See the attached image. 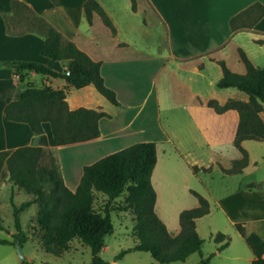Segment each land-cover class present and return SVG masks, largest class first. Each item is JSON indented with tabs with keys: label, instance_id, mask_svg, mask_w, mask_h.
<instances>
[{
	"label": "crops",
	"instance_id": "1",
	"mask_svg": "<svg viewBox=\"0 0 264 264\" xmlns=\"http://www.w3.org/2000/svg\"><path fill=\"white\" fill-rule=\"evenodd\" d=\"M21 1L58 30L65 40L72 41L92 60L101 63V76L105 85L116 93L121 110L110 113L103 100L105 98L93 85L76 89L67 86L61 78L42 76L30 71L17 74L6 65L0 64V200L4 190L8 199L12 195L13 201L22 191L12 187L8 181L5 161L14 149L23 146L41 147L50 152L56 160L65 185L73 191L84 165L136 142H154L157 160L151 174V184L156 195L155 212L157 201L163 198L164 187L170 181L165 172L161 173L162 170L171 169L178 174L183 167L182 159L186 165L210 168L211 171L215 168L228 169L234 160L241 158L239 149L228 148L232 150L231 155L227 157V162H223V150L220 149L227 148H219L228 145L226 143L233 144L238 125L237 112L230 109L217 113L207 106V102L214 99L223 105L228 99L247 100V96L233 92L230 90L232 88L216 91L211 90V87H216L215 84L222 75L217 61H223L230 71L243 74L245 65L239 57L238 49L243 50L254 66V60L264 56V44L255 43L256 40L264 39V0H136L135 10L131 8L130 0H97L111 26L105 24L96 12L92 15L91 23L87 22L83 11L86 0ZM10 11V0H0V62H39L56 72L64 71L66 66L63 62L40 54L43 47L42 37L31 32L20 35L7 32L3 15ZM138 11L146 12L148 21L153 18L160 22L164 28L166 44L165 52L159 55V67L157 70L153 69L150 81L147 77L143 84L140 75L152 69L153 61H149V55L141 52L128 35L122 33L124 18L131 20L130 15L134 16L133 12ZM177 42L185 48L175 49L173 44ZM186 44L190 46L189 49ZM252 45L258 48L253 49ZM138 84L143 86L145 96L137 100V104L135 101L134 104L125 103L123 97L132 95V100H135ZM28 85L64 89L70 110L83 107L107 113L109 117H103L98 122L99 137L74 144L55 145L48 123L42 124L43 132L37 135L24 123L6 120L4 107L9 101L17 100ZM154 89L157 90L154 101L158 108L162 104L169 111L178 108L185 111L187 118L192 121L198 133L205 138L206 146L210 148H198L200 155H194L190 160L186 156L191 154V149L174 148V153L181 155L178 157L171 154L170 148H158L157 138L161 139L162 136L165 141L171 142L173 134L171 136L160 128H144L145 120L141 126L136 123L146 96ZM243 149L247 152L248 163L242 171L238 174H226L229 177L228 184L227 181L218 183L214 191L206 190L210 191L208 193L214 205L210 206L207 199L209 213L203 217L215 212L208 226L210 240L217 232L231 238L221 251L217 250L220 243H216L218 261L215 264H252L253 255L247 248L246 237L250 232H255L264 240V203L257 201L262 196L264 198V173L255 176L259 167L258 158L264 161V151L259 153V157L251 154V151H262L264 148ZM204 150L208 155L206 158L201 155ZM237 177H243L242 181L236 180ZM247 177L250 178L245 181ZM161 220L166 224L162 218ZM198 221L199 219L196 221L197 233ZM218 221L223 222L222 227L217 224ZM167 229L172 236L177 235L180 231L179 223L173 230ZM0 231L6 232V236L0 234V239L9 241L15 232L9 228ZM25 233L27 240L38 241L31 232ZM200 255L207 257L210 254L201 251L199 259ZM25 260L33 263L27 255ZM22 262L17 257L15 245L0 244V264Z\"/></svg>",
	"mask_w": 264,
	"mask_h": 264
},
{
	"label": "trees",
	"instance_id": "2",
	"mask_svg": "<svg viewBox=\"0 0 264 264\" xmlns=\"http://www.w3.org/2000/svg\"><path fill=\"white\" fill-rule=\"evenodd\" d=\"M131 1L135 10L136 0ZM11 11L3 15L7 32L20 35L31 32L43 39L42 56L63 62L62 72H56L39 62L4 61L0 64L11 68L15 73L30 71L42 76L64 79L67 86L76 89L93 85L96 91L110 104L119 107L116 93L104 83L100 73L101 63L92 60L72 41L65 40L62 34L45 19L36 14L21 0H10ZM83 11L88 23L94 12L103 22L111 26L97 0H86ZM264 44V39L256 40ZM239 57L245 65V73L230 71L223 61H217L222 75L216 82L218 89L235 88L247 96L246 101L228 99L223 105L211 99L207 106L217 113L235 110L238 125L233 145L242 156L234 160L228 169L222 172L228 175L238 174L248 163L247 152L241 146L244 140L264 141V65L254 66L243 50L238 49ZM64 89H52L48 86L28 85L17 100L9 101L4 107L6 120L26 124L34 134L43 132L42 124L48 123L51 138L55 145H67L88 141L99 137L98 122L109 115L103 111L87 108L70 110L65 100ZM46 160V161H45ZM154 142H136L96 161L84 165L76 188L72 191L64 183L59 167L50 152L41 147L23 146L12 151L5 161L8 181L12 187L22 190L28 199L15 204L12 195L9 198L15 232L12 240L0 239V244L22 245L27 240L19 215L31 205L37 206L33 217V227L40 233L41 248L56 256L70 250V243L79 241L90 249L88 264H110L100 257L105 246V236L113 232L111 212L112 203L124 192L121 210L130 211L134 216L132 234L136 244L121 251V258L130 251H143L158 264L184 261L193 253L201 254L203 239L196 231V220L209 213V203L198 192L191 190L197 199V206L184 209L178 215L180 231L172 236L166 225L155 212V190L151 184V174L156 163ZM208 172L210 168L192 166L193 173L199 170ZM105 197L101 210L93 207L95 194ZM0 230H6L0 219ZM220 243L217 250L224 249L230 238L217 232L211 236ZM246 244L252 252V264H264V240L255 232L246 237ZM213 254L202 257L197 264H209ZM22 264H33L24 260Z\"/></svg>",
	"mask_w": 264,
	"mask_h": 264
},
{
	"label": "rangeland",
	"instance_id": "3",
	"mask_svg": "<svg viewBox=\"0 0 264 264\" xmlns=\"http://www.w3.org/2000/svg\"><path fill=\"white\" fill-rule=\"evenodd\" d=\"M148 12V11H147ZM135 13L134 16H131V20L122 17L123 20V34L128 35V37L139 47L140 51L145 53V55H149L150 60L153 61L152 69H148V72L143 73L140 75L141 84L144 83L145 79L149 77V81L151 76L153 75V69L157 70L159 67V61L161 57L159 55L163 54L166 50L165 44V37L163 36V26L160 22L154 20L153 18L151 21H148V15L146 12H133ZM130 14V13H129ZM119 18V17H118ZM175 49H181L180 47L185 48V46L180 45L179 42L173 44ZM186 48L189 49L190 46L186 44ZM253 49H257L258 47L253 46ZM251 54H253L251 52ZM147 58V59H149ZM142 59V58H140ZM163 61V60H162ZM256 66H263L264 65V56H261L254 60ZM183 74V73H180ZM187 75V74H184ZM159 80V79H158ZM151 88V86L149 85ZM211 90L220 91V89L216 88L215 86L211 87ZM233 92L240 93L242 96H246L242 92L238 91L235 88H232ZM143 86H137L136 98L132 100L133 96L123 97L125 103L130 104H137V100H141L145 94H143ZM155 92L154 89L148 97L146 96V101L143 107L141 108V114L136 123L140 126L145 123V127L147 128H160L167 134H173L174 138L171 142L165 141L164 137L161 136L157 138L158 148H170L171 154L175 156L181 157L180 153H174V148H188L191 149V154L186 156L187 159H193L194 155H200V150L198 148H210L206 146L204 141V137H202L199 133L195 125L192 121L187 118L185 111L181 110L180 108L176 110H166L164 106L161 104L158 108L155 100ZM143 94V95H142ZM105 104L107 105V109H109L110 113L114 111H120V106L116 107L107 102L103 99ZM123 103V102H122ZM128 113V111H127ZM261 116L264 118V114L262 113ZM145 120V122H143ZM159 137V136H158ZM228 145L219 146V148H227V149H220L223 150L221 153V159L223 162H227V157L231 155L232 150L228 148H236L233 144L226 143ZM243 148H264V141L258 140H246L242 144ZM216 148V147H214ZM190 151V150H189ZM264 150H257L251 151V154L255 157H259L263 153ZM197 152V153H196ZM102 151H100V154ZM105 153V152H103ZM99 155V154H97ZM94 156V157H97ZM166 155V154H165ZM203 157H207V153L205 150ZM259 160V167L255 172V176H260L264 173V161ZM55 160V159H54ZM182 159L183 167L175 174L171 169L167 171L162 170L161 173L167 175V179L170 180L171 185L166 184L164 187V196L160 200L157 201L156 213L160 215V217L166 222V228L173 230L176 226H178V215L179 212L184 209H189L194 207L197 204V199L192 195L191 190L198 192L201 196L208 199L210 206L214 205L213 199L210 196V191H214V187L218 185V183L226 182L228 184L229 177H226V174L221 172V169L215 168L211 171L204 172L201 169L200 172L193 173L192 166L184 163ZM46 161V160H45ZM56 162V160H55ZM221 170V171H220ZM219 171V172H218ZM223 173V174H222ZM254 173V172H253ZM218 174V175H217ZM225 174V175H224ZM228 175V174H227ZM236 180H241L243 177H237ZM250 178H245V181ZM223 180V181H222ZM225 187V186H224ZM228 185L225 187L227 188ZM221 188V187H220ZM4 190V189H3ZM206 190H210L206 192ZM215 193V192H214ZM126 195V192L122 194L121 197L117 198L113 201L112 206L114 207L113 211L111 212V220L113 223V232L107 236H105V246L100 252V257L110 264H158L147 252L143 251H130L125 253L121 258L117 259L116 256L123 250L133 247L136 244V239L132 234V226L134 224V216L130 211L121 210L123 199ZM0 200V219L2 224L9 228L10 230H14L13 226V215H12V208L7 198V192L4 190L1 194ZM28 195L21 191L19 195L14 198V202L16 204H20L23 201H26ZM261 203H264V198L262 196L261 199H257ZM105 203V197L101 194H95V201H94V209L96 211L101 210L102 206ZM194 205V206H192ZM263 205V204H262ZM36 205L30 206L28 209L21 212L19 215L20 224L24 232L29 231L33 236L38 238L32 240H26L22 245V253L26 258L32 259L34 264H88L90 262L91 253L90 249L86 245H82L79 241L74 240L70 243V250L64 252L60 256L53 255L51 253L45 252L41 248L40 242V233H38L37 229L33 227V216L36 214ZM215 212L213 211L211 215L206 217L198 218V233L199 236L204 240L202 244L201 251L204 253L213 254L211 257V264H215L218 261L216 256V243L210 240L209 238V224L212 220V216ZM238 213V212H237ZM207 215V214H206ZM205 216V215H204ZM160 218V219H161ZM197 219V220H198ZM196 220V221H197ZM217 224L219 226H223V222L218 221ZM175 226V227H174ZM168 230V229H167ZM0 234L6 236L5 231H0ZM229 238L230 236L227 235ZM231 241V238H230ZM246 246V245H245ZM23 247V248H22ZM249 248V247H247ZM16 251V248H15ZM17 254V251H16ZM17 257L19 258L18 254ZM199 261V253H193L189 255L184 261H175L170 262L168 264H197Z\"/></svg>",
	"mask_w": 264,
	"mask_h": 264
},
{
	"label": "water",
	"instance_id": "4",
	"mask_svg": "<svg viewBox=\"0 0 264 264\" xmlns=\"http://www.w3.org/2000/svg\"><path fill=\"white\" fill-rule=\"evenodd\" d=\"M15 248H16L17 254L19 256V260L24 261L25 256L22 253V249H21V245H20L19 241L15 242Z\"/></svg>",
	"mask_w": 264,
	"mask_h": 264
}]
</instances>
